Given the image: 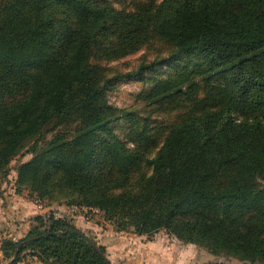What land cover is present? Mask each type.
<instances>
[{
  "label": "trees",
  "instance_id": "1",
  "mask_svg": "<svg viewBox=\"0 0 264 264\" xmlns=\"http://www.w3.org/2000/svg\"><path fill=\"white\" fill-rule=\"evenodd\" d=\"M132 78L135 102H111ZM25 152L16 191L45 207L264 264V0H0V182ZM71 228L37 214L2 253L112 264Z\"/></svg>",
  "mask_w": 264,
  "mask_h": 264
},
{
  "label": "rangeland",
  "instance_id": "2",
  "mask_svg": "<svg viewBox=\"0 0 264 264\" xmlns=\"http://www.w3.org/2000/svg\"><path fill=\"white\" fill-rule=\"evenodd\" d=\"M144 52L145 50L142 49L109 62V65L128 70L140 62ZM167 67V65H161L157 70V74L162 75L165 73ZM152 73L155 72L150 71L148 75ZM147 84V81L136 78L120 80L109 92V98L117 106H129L135 102V94ZM159 120L164 119L159 117ZM30 156L29 153L25 152L13 159L10 174L4 179V182H8L10 185L12 179L9 177L13 175L17 165L29 159ZM45 206L44 211L46 212L63 209V206L59 207L57 203L50 207ZM72 217L80 219L78 228L94 238L98 244L105 245L107 256L112 264H207L216 261H223L225 264H252L233 256H214L205 248L193 243L183 242L169 234L165 229H161L152 238L146 234H138L132 229L116 230L115 225L106 220L103 212L97 209L88 212L77 211ZM10 258L0 253V264L5 263ZM27 258L26 260H28ZM34 261L33 258L29 257L28 264H35ZM16 264L21 263L17 262Z\"/></svg>",
  "mask_w": 264,
  "mask_h": 264
},
{
  "label": "crops",
  "instance_id": "3",
  "mask_svg": "<svg viewBox=\"0 0 264 264\" xmlns=\"http://www.w3.org/2000/svg\"><path fill=\"white\" fill-rule=\"evenodd\" d=\"M9 178L12 179L10 185L4 180L0 182V253L3 239L23 237L31 226L32 217L41 213L35 200L26 191H16V170ZM74 221L78 226L80 219ZM29 257L35 260V264H44L36 256H28V260L25 258L20 263L28 264Z\"/></svg>",
  "mask_w": 264,
  "mask_h": 264
},
{
  "label": "built area",
  "instance_id": "4",
  "mask_svg": "<svg viewBox=\"0 0 264 264\" xmlns=\"http://www.w3.org/2000/svg\"><path fill=\"white\" fill-rule=\"evenodd\" d=\"M38 208L40 209L42 214H50L51 212L44 211V206L40 204L38 201H35ZM90 208L86 206H78V205H69L65 206L63 209L59 211H52L55 217L65 218V217H72L77 211H84L88 212Z\"/></svg>",
  "mask_w": 264,
  "mask_h": 264
},
{
  "label": "water",
  "instance_id": "5",
  "mask_svg": "<svg viewBox=\"0 0 264 264\" xmlns=\"http://www.w3.org/2000/svg\"><path fill=\"white\" fill-rule=\"evenodd\" d=\"M71 230L79 233L80 235H82L84 237H86L88 239V241L95 247V249L100 254H102L104 257L107 258V256L105 255V253L101 250L100 245L91 236H89L87 233H85L83 230H81L79 228H71ZM19 246H20V244L18 245L17 249L15 250L14 255L8 261H6L3 264H13L15 262V260H16V258L18 256V253H19Z\"/></svg>",
  "mask_w": 264,
  "mask_h": 264
}]
</instances>
